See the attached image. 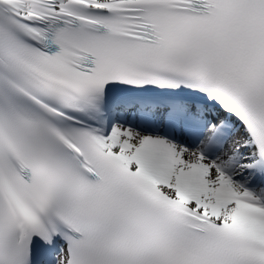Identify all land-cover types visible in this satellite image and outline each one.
<instances>
[{"label":"snow or ice","instance_id":"snow-or-ice-1","mask_svg":"<svg viewBox=\"0 0 264 264\" xmlns=\"http://www.w3.org/2000/svg\"><path fill=\"white\" fill-rule=\"evenodd\" d=\"M0 264H264V0H0Z\"/></svg>","mask_w":264,"mask_h":264}]
</instances>
